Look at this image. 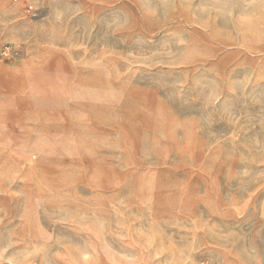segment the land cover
Returning <instances> with one entry per match:
<instances>
[{"label": "clouds", "instance_id": "9594fccd", "mask_svg": "<svg viewBox=\"0 0 264 264\" xmlns=\"http://www.w3.org/2000/svg\"><path fill=\"white\" fill-rule=\"evenodd\" d=\"M0 264H264V0H0Z\"/></svg>", "mask_w": 264, "mask_h": 264}]
</instances>
